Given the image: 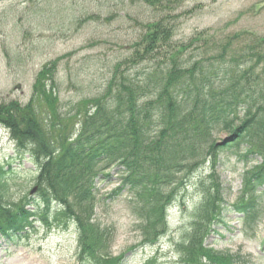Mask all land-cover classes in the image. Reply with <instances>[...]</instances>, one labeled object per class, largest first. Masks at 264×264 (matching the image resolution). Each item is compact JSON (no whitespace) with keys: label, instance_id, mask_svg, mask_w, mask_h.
<instances>
[{"label":"trees","instance_id":"16d2710c","mask_svg":"<svg viewBox=\"0 0 264 264\" xmlns=\"http://www.w3.org/2000/svg\"><path fill=\"white\" fill-rule=\"evenodd\" d=\"M164 35L163 28L151 31L149 48L143 53L136 49L125 71L119 72L117 64L104 93L77 112L78 128L68 135L61 133L59 124L55 132L40 123L31 103L0 107V123L8 129L15 150L29 154L36 166L37 186L30 197L8 202L4 198L8 171L0 163V236L23 244L36 223L72 224L78 264H125L123 255L111 252L112 231L96 217L97 209L104 207L100 202L128 197L127 206L139 222L140 242L153 243L167 232L166 210L194 179L191 185L200 188L199 200L190 229L177 244L180 261L241 263L239 256L235 259L207 246L205 239L233 210L250 212L249 220L251 212H258L255 200L260 188L264 191V85L249 86L251 78L259 79L250 74L251 66L238 74L225 63L227 44L206 64L197 59L186 66L171 56L150 69H130L138 65L136 57L155 58L152 44ZM242 54L239 65L251 58L248 52ZM257 54L258 62L264 52ZM57 61L38 72L36 96L46 92L44 80H53ZM223 131L229 137L217 143V134ZM229 149L244 164L250 155L261 162L243 168L239 201L231 205L224 198L219 173L221 153ZM202 166L210 171L205 180L196 175ZM102 181L116 182L105 198L98 188Z\"/></svg>","mask_w":264,"mask_h":264},{"label":"rangeland","instance_id":"374dc122","mask_svg":"<svg viewBox=\"0 0 264 264\" xmlns=\"http://www.w3.org/2000/svg\"><path fill=\"white\" fill-rule=\"evenodd\" d=\"M162 28L164 38L159 37L152 44L153 53H157L155 58L136 57L138 65L130 69H150L154 64L166 63L171 56L186 66L197 59L206 64L217 52L222 53L221 48L227 44L225 63L232 65L238 74L251 66L250 74L259 75V79L251 78L249 86L264 85V72L261 73L264 57L257 62V52H264V0H3L0 1V107L3 110L11 102L21 107L31 103L40 123L55 132L59 124L61 133L68 135L78 128L81 116L77 112L85 111L104 93L117 64L119 72L125 71L136 49L143 53L151 46L148 33ZM243 52H248L251 58L239 65ZM56 58L53 80H44L46 92L38 97L37 74ZM232 59L236 63L230 62ZM222 74L223 71L219 76ZM221 134H217V141L221 140ZM15 148L8 129L0 123V163L8 171L4 195L8 202L29 197L35 185V164L29 160V154L20 155ZM233 150L221 153L219 166L224 198L229 203L238 201L241 172L246 167ZM258 162L259 158L254 160L250 155L246 165L251 168ZM204 174L203 170L196 173ZM200 178L205 180L204 176ZM193 182L194 179L184 187L178 201L167 211V232L156 247L129 251L142 237L139 222L127 206L128 198L121 196L112 203L100 202L104 207L97 209L96 217L112 231L111 252L127 256V264H184L177 244L189 231L194 203L199 200L200 188L191 185ZM114 185V181L98 183L103 198ZM259 196L256 201L259 223L250 233L251 239L240 234L237 230L240 222L233 215L229 221L235 229L226 233L224 240L215 242L216 238L210 236L208 241L215 249L250 252L255 264H264V245L260 250L256 246L264 235V193ZM0 264H78L75 228L39 226L28 246L23 247L0 238Z\"/></svg>","mask_w":264,"mask_h":264}]
</instances>
